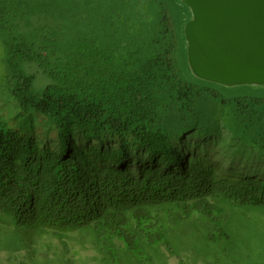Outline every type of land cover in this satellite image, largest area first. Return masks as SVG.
<instances>
[{"label": "trees", "instance_id": "1", "mask_svg": "<svg viewBox=\"0 0 264 264\" xmlns=\"http://www.w3.org/2000/svg\"><path fill=\"white\" fill-rule=\"evenodd\" d=\"M100 1L99 33L39 41L0 0V264H122L264 205V98L184 81L165 0Z\"/></svg>", "mask_w": 264, "mask_h": 264}, {"label": "rangeland", "instance_id": "2", "mask_svg": "<svg viewBox=\"0 0 264 264\" xmlns=\"http://www.w3.org/2000/svg\"><path fill=\"white\" fill-rule=\"evenodd\" d=\"M168 5L178 37L177 61L182 79L186 82L210 85L230 97L264 98L263 84L224 85L198 77L188 58L186 24L192 18L191 9L182 0H165ZM103 5L100 0H20V30L35 33L39 41L44 39L71 40L102 29ZM38 72L37 86L44 87L49 79ZM0 76V96L3 90ZM42 89V88H39ZM2 98L0 97V100ZM3 101V100H1ZM0 101V102H1ZM1 105V103H0ZM0 107V111H2ZM228 222L221 227L211 226L193 216L178 221L160 243L139 244L137 254L123 249L122 264H264V205H239L227 203ZM226 234V235H225ZM76 245V246H75ZM83 250L75 243L74 248ZM73 247L70 252L73 253ZM6 251H0L5 258ZM134 254V256L129 254ZM90 259L97 254L93 249L82 253ZM78 256V255H76ZM78 258L76 257V261Z\"/></svg>", "mask_w": 264, "mask_h": 264}, {"label": "water", "instance_id": "3", "mask_svg": "<svg viewBox=\"0 0 264 264\" xmlns=\"http://www.w3.org/2000/svg\"><path fill=\"white\" fill-rule=\"evenodd\" d=\"M188 58L200 78L264 85V0H182Z\"/></svg>", "mask_w": 264, "mask_h": 264}]
</instances>
